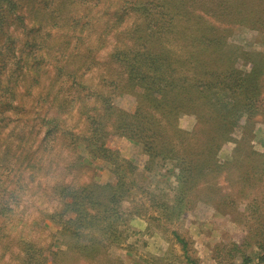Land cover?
I'll return each mask as SVG.
<instances>
[{"label":"rangeland","instance_id":"1","mask_svg":"<svg viewBox=\"0 0 264 264\" xmlns=\"http://www.w3.org/2000/svg\"><path fill=\"white\" fill-rule=\"evenodd\" d=\"M12 3L13 11L0 6V264H193L188 258L196 264H240L239 255L230 253L234 245L254 257L259 252L256 242L264 243V169L251 172V180L254 175L259 178L241 197L236 194L240 184L234 167L215 179L216 189L210 195L219 200L231 193L232 204L205 200L210 179L200 181L181 203L174 162L151 159L140 142L118 135L111 127L116 114L104 123L109 132L106 142L117 150V159H104L100 149L89 145L86 137L97 125L90 126L87 117L93 111L78 108L82 96L84 103L98 106L101 101L95 92L105 87L110 93L105 99L114 106L127 112L135 108L133 96L113 89L107 77L109 70H119L112 50L120 31L100 30L96 42L99 31L89 30L107 19L104 9L117 8V0ZM66 17L73 23L77 18L78 29L81 25L86 29L82 39L63 43L61 52L59 44L65 37L56 38ZM123 20L130 25L138 19L131 11ZM230 40L237 49L264 52L252 30L236 28ZM89 42L97 48L88 54L94 58L91 64L89 58L75 56ZM49 48L52 54L43 55ZM246 65L239 62L244 70L249 68ZM262 98L263 109L254 116L249 138L260 153H264V89ZM194 122L193 116L181 114L178 125L190 130ZM240 137L237 127L219 149V160L233 157ZM112 169L123 176L128 197L121 201L118 216L105 217L98 203L83 206L86 210L78 218L89 221L77 237L78 244L94 249L85 257L77 251L82 247L59 233L61 220L76 218L66 205L71 196L62 197L69 188L82 187L101 195L98 184L115 180ZM163 203L175 205L174 211L161 210ZM76 223L69 225L73 228ZM76 231L79 227L72 233ZM177 236L186 241L185 251ZM53 249L67 252L55 255ZM253 263L264 264V259L255 258Z\"/></svg>","mask_w":264,"mask_h":264},{"label":"trees","instance_id":"2","mask_svg":"<svg viewBox=\"0 0 264 264\" xmlns=\"http://www.w3.org/2000/svg\"><path fill=\"white\" fill-rule=\"evenodd\" d=\"M97 2L99 0H94ZM3 4L13 11L12 0H0V6ZM131 11L138 20L125 25L123 19ZM104 13L107 19L103 23L96 22L89 30L99 31L96 42L101 39L100 30L106 33L120 31L115 34L117 40L112 50L119 70H109L107 77L113 89L133 96L135 108L127 112L114 106L105 99L110 96L105 87L99 92L94 91L101 101L99 107L84 103L82 96L78 108L81 112L93 111L87 117L90 126L92 123L97 125L86 137L89 145L100 149L102 158L111 162L117 159V150L106 142L109 132L104 123L116 114L111 127L118 135L140 142L151 159L174 162L179 180L178 202L182 203L200 181L205 183L210 179L211 188L207 183L209 193L205 194V200L217 204L234 203L231 193L226 199L224 197L225 200H216L210 195L216 189L213 187L215 179L222 173L229 174L233 167L239 173L240 188L236 194L245 195L249 185L254 186L251 181L259 178L254 175L251 180V172L264 169V153L256 151L249 140L254 116L263 109L264 52L237 49L230 39L234 29H249L256 32L264 46V0H117V8L104 9ZM77 21L75 18L73 23L66 17L63 26L60 25L62 32L56 39L65 37L59 44L61 52L63 43L69 45L71 38L82 39L86 28L81 25L78 29ZM44 35L49 36V33ZM94 44L89 42L84 50H80L83 53L78 50L79 55L76 53L75 56H84L89 58V64L94 63V58L88 57L97 49ZM51 54V48L43 53ZM239 62L247 63L249 68H240ZM67 67L65 65L64 69H69ZM181 114L195 119L190 130L178 125ZM242 119L244 124L240 125ZM237 127L241 129V137L235 140L233 157L219 160V149L231 140ZM112 171L114 181L98 184L101 195H92L88 187H82L78 191L69 188L62 197L71 196L66 205L70 206L69 212L76 213V218L61 220L59 224L64 225L59 233L66 241L71 237V243L82 247L77 251L85 257L94 249L78 244L77 237L82 235L85 222L89 221L78 218L86 210L83 206L98 203L105 217L118 216L121 201L128 197L129 187L124 185L123 176L116 175L118 170ZM159 206L171 213L175 209V205L166 203ZM72 221H77V226L71 228L69 223ZM77 227L79 231L72 233ZM177 239L185 251L186 241L178 236ZM256 244L259 252L254 257L237 245L230 253L233 250L232 256L239 255L240 264H254L255 258L264 259V243L258 241ZM53 250L55 255L67 252Z\"/></svg>","mask_w":264,"mask_h":264}]
</instances>
